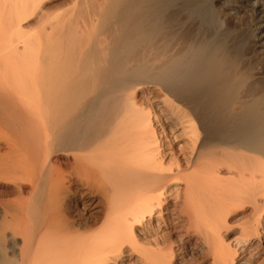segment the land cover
Listing matches in <instances>:
<instances>
[{
	"label": "bare ground",
	"instance_id": "obj_1",
	"mask_svg": "<svg viewBox=\"0 0 264 264\" xmlns=\"http://www.w3.org/2000/svg\"><path fill=\"white\" fill-rule=\"evenodd\" d=\"M150 1L78 0L81 30L0 0V264H264V100L228 119L238 55L185 33L156 46L171 30ZM173 129L185 149H168Z\"/></svg>",
	"mask_w": 264,
	"mask_h": 264
},
{
	"label": "rangeland",
	"instance_id": "obj_2",
	"mask_svg": "<svg viewBox=\"0 0 264 264\" xmlns=\"http://www.w3.org/2000/svg\"><path fill=\"white\" fill-rule=\"evenodd\" d=\"M93 1L94 4H96L97 2L98 3L97 5L100 4L99 6H101L102 4L105 3L106 0H93ZM79 2L78 0L77 1L76 0H40V1L38 0L37 5L39 6V8L38 9L36 8V11L40 10V6H41V11L45 13L44 15L47 16L49 13H54V12L56 13L57 11L58 12L61 11L62 15L64 13L65 17L63 16L62 17L65 18L64 21L67 22V25L69 27L74 25L76 26V28H80L82 30L83 21H82L81 8L79 7L80 8L79 15L74 14L76 12L75 7L76 9H78V4H80ZM150 5L160 6L161 14L164 16V19L166 21L165 22L163 20L165 23L166 30L168 28L171 30V33L174 32L173 34H171L169 30H167L166 32L167 34L164 32H161L162 34L154 33L152 39L155 42L156 46L163 47V45L164 46L166 45L164 41H166V43H168L167 40L171 41L169 38H171L172 35L178 34L177 35L178 37L180 34L183 35V33H185L189 37L188 41L191 39V41L189 42L194 45H196V43L197 44H199L200 42L202 43L203 41L210 49V47H212L213 45L221 44L220 42H222L224 43V45L223 44L222 45L225 47V50L227 52L232 51V54L235 53L236 55H238L239 57L238 62H240V65L242 66V67L240 66L241 71L243 74H246V75L242 74L241 85L242 84L243 85L240 86L243 87L244 84L246 86H244V90L242 88V91H241V87L236 88L235 91H237V93L239 92V96L235 95L237 97L235 98V96L232 95L228 100L230 101L233 100V101L231 102L226 101L228 105L226 103L227 106H225V113L226 111L229 112V113L227 112L228 114L226 113L228 117L230 116L228 119L232 118V120H234V117L235 119L236 118L239 119V116L240 117L242 115L244 116L243 113L244 110L246 114V109L248 110L247 112H250L257 106H259L258 108L262 106L261 102L264 100V0H256V1L255 0H151ZM254 10L256 12H254ZM30 17H29L30 19L28 18V20L26 21L23 20V22L21 23L25 31L27 30L25 29V26L26 28L29 27L28 30H32L31 28L34 29L37 26V24H35V20L33 19L34 14ZM92 18H94L93 22L91 23V25L88 26V29L91 30L94 28L96 23L95 16H93ZM224 18H226V20H229V23H226V25L224 24L222 25L220 22ZM47 27L48 26L46 25V28ZM50 28L51 27L49 26L47 28L48 31L46 30L48 33ZM260 28L262 29V31H259V33H257L258 36H254L253 32ZM26 36H29V34H26ZM104 36L103 34L97 36L93 35L92 37L89 38L87 32L82 34L80 33L79 36L80 44L81 46L82 45L86 46V44L88 43L92 44V42H90L89 39H92L93 37H97L98 39L97 42L94 41L93 44L94 43L100 44L101 41L102 44L101 45L98 44L97 47L99 46V48H102L104 45H106V41H105L106 39H104L105 38ZM33 41H35V39ZM102 41H104V43ZM172 43L175 44L174 47L176 45L177 46L175 48L174 47L172 48L170 45ZM176 43L177 42L173 40L169 44V48H171V50L173 49L172 52L178 51L179 49H181V47L179 46L183 45V43L180 42H179L180 44L179 43L176 44ZM154 52L155 51L153 50V48L151 49V47H149L146 51V54H148L146 65L148 67L149 64L151 66L154 63L153 62L154 61L153 56L155 55ZM203 54L204 52L201 53L200 55L196 54L194 56L196 57V61H200L201 58H203L204 61L202 59L201 63H205L206 58L204 57H206L207 55L205 54L203 55ZM197 55L199 60L197 58ZM220 78L218 77L220 81L216 80L215 78L214 79L216 80V82L218 81V83L223 82L222 80H224V82L225 80H227V77L224 78L222 76L221 78L222 80ZM139 98L141 101L145 100V103L147 104V108L151 111L158 112V108H162V104L160 103L162 99L160 100L159 96L153 95L152 91L145 89L140 93ZM258 99L260 100L258 101ZM254 102H255V106L256 103L258 102L256 107L251 106L254 105L252 104ZM240 111L242 112V114L240 113ZM226 118H224V120ZM228 119H226V121ZM241 119L242 118H240V120ZM227 122H229V120ZM225 130L221 131V134H223V136L226 134ZM158 131L159 130L157 129V132ZM175 131L176 129H173L171 133V134L174 133L173 135H175V137H173V135L171 136V134L167 136L168 139L166 141H167L168 149L170 147H172L173 149H185L186 145L183 141L186 138V136L184 134H183L184 136L183 135L180 136L181 135V133H179L180 129H178L177 133ZM218 133L220 134V132H217L216 134H214V132H211L210 135H208L209 136L208 139L210 138L209 140H213V139L221 138L222 136L221 135L218 136ZM233 137H230V139L228 138L229 147H234L238 144L236 141L237 140L236 137L234 138ZM1 190L2 189L0 187V191ZM7 196L8 197L6 198L14 197V195H10L11 197L9 195ZM3 197L5 198L4 195ZM3 197L0 196V199H3ZM78 207L75 209L76 212L77 210L78 212L81 210ZM263 244H264V238H263ZM248 252H250V249L246 251L244 249L243 251L246 257L248 256ZM250 257L253 260L249 259ZM250 257L248 258V262L249 260L251 261L249 264H258V263L263 264L260 260L261 257L256 258L253 257L252 255Z\"/></svg>",
	"mask_w": 264,
	"mask_h": 264
}]
</instances>
